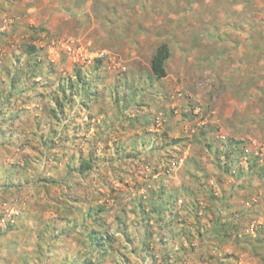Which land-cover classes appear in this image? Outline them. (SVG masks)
I'll return each instance as SVG.
<instances>
[{
    "label": "rangeland",
    "instance_id": "374dc122",
    "mask_svg": "<svg viewBox=\"0 0 264 264\" xmlns=\"http://www.w3.org/2000/svg\"><path fill=\"white\" fill-rule=\"evenodd\" d=\"M20 1L0 0V108L21 116L12 146L0 145V264H51L33 244L37 228L78 214H66L65 199L80 211L105 205L120 264H264V0H30L32 10ZM163 41L171 54L156 79L149 60ZM28 44L41 68L6 101L4 87L33 63ZM76 69L92 82L89 97ZM60 81L79 86L56 120ZM234 147L238 163L226 170ZM89 153L92 170L66 172L69 155ZM5 172L23 185H1ZM8 220L17 228L6 231Z\"/></svg>",
    "mask_w": 264,
    "mask_h": 264
},
{
    "label": "trees",
    "instance_id": "16d2710c",
    "mask_svg": "<svg viewBox=\"0 0 264 264\" xmlns=\"http://www.w3.org/2000/svg\"><path fill=\"white\" fill-rule=\"evenodd\" d=\"M24 51L27 53V55H29V57L31 56L33 63L28 65L29 68L28 66L25 69L19 68L18 76H15L10 80V85L7 88V90L4 87L5 92L7 93V97L5 98L6 101H10L9 96L12 95V89H15L17 87V82L21 80L22 75L31 73L30 76L34 78L36 77V71L37 70L39 71V69L41 68V64L39 62L40 59L35 58L36 55L35 46L32 44H28L24 48ZM170 54H171V50L167 42L163 41L156 46L149 60V68L151 70L152 75L156 79H161L166 76L167 72H166L165 64L168 58L170 57ZM96 61L100 63L101 60L97 58ZM31 65L35 66V69L33 70L30 69ZM75 76H76V82H78L80 86L72 82L69 83L68 86L66 85L65 82L60 81L58 82L57 86L53 89V93H54L53 97L55 99L56 108L50 106L49 111L51 112L52 118L56 120H60L61 115L64 112V108H65L64 102L67 103V100L72 99L73 94L75 92L72 91L71 92L72 94H68L67 89H70L73 86L75 87V89H77V87L79 86L80 89L84 92V94L87 95V97H89V95H91L92 92H95V90H93L94 89L93 86L91 85L92 82L85 80L84 72H82L80 69H76ZM8 103L9 102H2L0 108V132H2L3 135L1 136L0 139L2 140L4 138L3 141L0 140V145H3L4 148L6 149H8L9 146H12L13 144L12 142L15 139V136L18 134L16 131H14V130L18 131L16 127L13 128L14 122L16 120H21V116L19 114H13V112H11L8 116L6 115L7 114L6 111L9 109L7 107ZM36 123L37 125H40L41 121L37 120ZM3 125H5V127H7L10 130L6 135H5V131L3 130L4 129ZM51 131L52 133L57 134L58 139L62 141H66L68 139L67 135L64 134V132H60L55 129H51ZM55 139L49 138L46 140H42V142L45 145H49L47 146V149H52L55 146H57L56 144L57 142L55 141ZM173 141L177 142V140H173ZM207 145L211 146L210 143H208ZM61 147L65 148L66 147L65 143ZM118 148L125 150L124 146H120V147L118 146ZM234 151H236V147H234L233 150H231L230 152L228 151L224 152V156L226 158L224 167L226 170L231 169L238 163V160L233 159V157L231 156ZM63 154H66V150H64ZM125 155L126 157H129L131 156V153L126 151ZM96 157L97 156H94L90 153L87 156H77V157L73 154L69 155L67 162L65 164V170L66 172H70L71 170H74L81 175H85L95 167ZM60 159H61V155H59L58 152H53L51 160L58 162L60 161ZM25 162L27 164H31V160H26ZM255 163H256V159L252 158L251 160H249L248 167L249 168L253 167ZM11 166H14V164L11 163L10 166H6L5 168H3L4 171H7L8 168ZM237 171L239 173H243L244 172L243 167L239 165L237 167ZM3 174L5 178L1 185H3L4 187L8 188L11 184L23 185L22 184L23 182H19L15 184L12 181V177L10 174L6 172ZM8 179L10 180L9 182H7ZM26 180L27 179L25 178V181ZM40 180L46 183H56V178H54L53 176L43 175V177ZM163 192L164 191H161V193ZM64 201H65L64 203L68 205L66 214H70V213L72 214L78 211L79 212L76 216L70 218L66 217L65 224L62 227H58L55 222H52V223H45L44 225L37 228V232H36L37 239L33 244L34 252L37 255V257L41 259L42 256L45 254L44 252H47L46 255L49 259V263L51 264H102L101 263L102 258L110 259L112 264H120L119 260L117 259L118 258L117 256L119 255V253H122L121 249L119 248V246L114 247L113 241H115L116 238L113 236L112 233L109 232V230L105 226L104 217L101 215V213L105 210V205H98L96 207L89 206L87 210L80 211L77 203L71 202L70 200L67 199H65ZM152 211L161 212V210L156 208L155 206L153 207ZM16 228L17 225L14 222V220L12 222H10L9 220L6 222V231H12ZM3 233L5 232H0V236ZM67 239L74 240L75 244L81 245V247H83L84 249L77 248L74 251L65 250L63 252H59V254L58 253L54 254L56 250H54V248L52 247L59 245V242L61 240L66 241ZM52 242H54L55 244H52ZM144 246L145 248H148V244H146V242H144ZM145 248L143 249L145 250ZM94 253H97L98 256L95 257ZM22 262H24V264H27L29 260L26 256H24L22 257ZM153 263H154V259H153Z\"/></svg>",
    "mask_w": 264,
    "mask_h": 264
},
{
    "label": "crops",
    "instance_id": "0c3cea01",
    "mask_svg": "<svg viewBox=\"0 0 264 264\" xmlns=\"http://www.w3.org/2000/svg\"><path fill=\"white\" fill-rule=\"evenodd\" d=\"M16 1H19V0H16ZM30 0H21L20 1V5L22 8H25L26 10H32L34 7L33 5H31L30 3H28ZM242 5V3L240 4ZM242 8H244V6H242ZM241 8V9H242ZM154 52V51H153Z\"/></svg>",
    "mask_w": 264,
    "mask_h": 264
},
{
    "label": "built area",
    "instance_id": "2783aa9c",
    "mask_svg": "<svg viewBox=\"0 0 264 264\" xmlns=\"http://www.w3.org/2000/svg\"><path fill=\"white\" fill-rule=\"evenodd\" d=\"M94 56L95 57H103V56H105V52L104 51H100V52H96V53H94ZM12 213H14V214H16L17 212L16 211H14V212H12Z\"/></svg>",
    "mask_w": 264,
    "mask_h": 264
}]
</instances>
